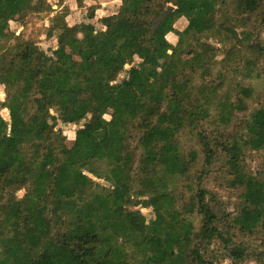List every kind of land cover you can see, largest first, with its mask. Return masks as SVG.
Masks as SVG:
<instances>
[{
  "label": "trees",
  "instance_id": "trees-1",
  "mask_svg": "<svg viewBox=\"0 0 264 264\" xmlns=\"http://www.w3.org/2000/svg\"><path fill=\"white\" fill-rule=\"evenodd\" d=\"M56 8L0 0V264H220L215 241L264 235V0H120L73 26ZM33 18L49 55L10 29Z\"/></svg>",
  "mask_w": 264,
  "mask_h": 264
},
{
  "label": "rangeland",
  "instance_id": "rangeland-1",
  "mask_svg": "<svg viewBox=\"0 0 264 264\" xmlns=\"http://www.w3.org/2000/svg\"><path fill=\"white\" fill-rule=\"evenodd\" d=\"M58 0H49V3L52 5L53 10H57ZM64 5L69 8L70 15L67 17V24L69 26H73L75 24L87 23V17L90 14L89 7H95V19L109 16L115 14L120 6V0H84L83 7L78 8L75 0H64ZM130 6L134 7V4L130 2ZM95 22L96 20H92ZM47 20H38L36 18L31 19L29 24L26 27L20 26L17 23H11L10 29L15 35H20L23 38L31 41H36L37 45L40 47L41 51L50 54V51L56 48V39H46V36L43 32V29L48 27ZM186 22L181 21L175 26V29L172 33L167 35V40L169 43L174 44L177 40L178 33L185 27ZM95 27H100L98 23L95 24ZM40 33H43L40 35ZM198 66L196 67V73L198 75V81H201L205 78L206 69L201 65L203 63L202 58L197 59ZM126 70L129 67L125 68ZM123 77V74L121 78ZM100 110L103 112V117L106 120H109L112 116V113L106 112L104 104L102 101H99ZM6 111L3 109V92L2 87H0V116L6 119ZM84 125V122L73 124V125H59V129L63 133L66 138V144L70 147L75 140V132L80 129ZM186 151H189L192 148L190 141L184 142ZM80 149H83V144L80 145ZM194 149V148H193ZM248 157L245 158V166L251 171L253 174H257L260 168L263 166L262 161L255 154H249ZM113 164L112 160H109V165ZM207 191L214 195L218 202L221 203V206L226 212H232L234 209L235 203L237 201L234 192H226L224 190H219L212 186H206ZM21 195V193H19ZM141 213L149 218L150 211L148 210H140ZM242 247L245 249V256L243 259L233 262V259L228 256V253L231 249H236L237 247ZM211 249H214L220 253L218 262L220 264H264V235L260 232L249 237L248 235L237 234L235 237H230V243L227 251L224 250L223 245L220 241H215L211 245Z\"/></svg>",
  "mask_w": 264,
  "mask_h": 264
},
{
  "label": "water",
  "instance_id": "water-1",
  "mask_svg": "<svg viewBox=\"0 0 264 264\" xmlns=\"http://www.w3.org/2000/svg\"><path fill=\"white\" fill-rule=\"evenodd\" d=\"M174 10V8H172V7H167V9L163 12V14L161 15V17L158 19V20H156L155 21V23H156V25L157 24H159L163 19H164V17L170 12V11H173Z\"/></svg>",
  "mask_w": 264,
  "mask_h": 264
},
{
  "label": "bare ground",
  "instance_id": "bare-ground-1",
  "mask_svg": "<svg viewBox=\"0 0 264 264\" xmlns=\"http://www.w3.org/2000/svg\"><path fill=\"white\" fill-rule=\"evenodd\" d=\"M7 114V113H6Z\"/></svg>",
  "mask_w": 264,
  "mask_h": 264
}]
</instances>
